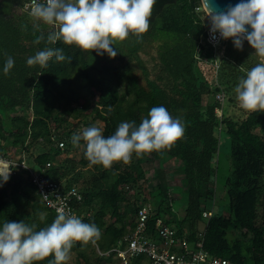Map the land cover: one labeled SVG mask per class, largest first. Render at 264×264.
<instances>
[{"label":"trees","instance_id":"trees-1","mask_svg":"<svg viewBox=\"0 0 264 264\" xmlns=\"http://www.w3.org/2000/svg\"><path fill=\"white\" fill-rule=\"evenodd\" d=\"M26 1L0 0V154L13 161L9 179L0 182V226L24 221L39 231L55 220L57 211L34 182L37 173L65 192L75 188L80 198L72 195L70 204L82 222L100 229L94 243H73L69 254L77 264H124L119 249L127 247L142 207L144 237L159 239L161 220L190 242L201 240L213 256L264 264V111L242 109L232 92L264 57L247 40L242 50L231 38L211 45L201 0H156L141 39L129 33L113 41L115 58L58 41L49 46L71 62L52 58L45 68L30 67L27 59L46 45L33 43ZM41 26L46 37L49 26ZM9 56L14 67L5 75ZM161 105L185 129L170 148L134 152L129 163L105 169L86 159L83 140L72 144L73 134L100 123L105 137L121 122L139 126ZM223 132L230 139L227 160ZM155 160L148 174L144 162ZM126 264L152 259L140 253Z\"/></svg>","mask_w":264,"mask_h":264},{"label":"clouds","instance_id":"clouds-1","mask_svg":"<svg viewBox=\"0 0 264 264\" xmlns=\"http://www.w3.org/2000/svg\"><path fill=\"white\" fill-rule=\"evenodd\" d=\"M155 3L156 0H30L24 9L32 23L33 43L46 46L30 56L27 65L45 68L52 58L57 62H71L63 49L49 46L58 41L115 58L118 51L113 41L126 40L129 33L141 39L149 29ZM201 3L210 21L212 39H216L218 32L222 39L231 38L238 50L243 49L247 40L255 54L264 57V0H241L218 13L210 10L207 0ZM41 23L49 26L46 37ZM245 25H250L252 31L248 32ZM22 28L26 29L27 25ZM13 67L14 59L9 56L3 67L4 74L8 75ZM234 91L242 109L264 111V62L247 70ZM184 131L182 120L173 118L161 105L151 108L139 126L135 121L121 122L114 134L107 137L99 127L92 126L82 135L73 134L71 141L74 147H80L83 140L85 157L90 164L108 169L117 161L129 163L134 152L139 155L170 148ZM8 179L9 173L0 174V182L6 183ZM35 228L34 224L24 221L8 220L0 226V264H32L52 254L54 258L48 264H64L75 241L94 243L101 236L95 223H84L64 208L57 209L50 226L39 231Z\"/></svg>","mask_w":264,"mask_h":264},{"label":"built area","instance_id":"built-area-1","mask_svg":"<svg viewBox=\"0 0 264 264\" xmlns=\"http://www.w3.org/2000/svg\"><path fill=\"white\" fill-rule=\"evenodd\" d=\"M29 3L30 0H27L25 5ZM210 27L207 29V41L213 46H218L223 39L220 38L218 32L215 34L216 39H212ZM59 145L64 147L63 142H60ZM34 182L37 184L42 198L48 206L56 211L59 208H64L79 217L74 207L70 204L72 195L80 198L75 188H70L65 192L59 184L49 182L37 173L34 175ZM147 214V207H142L139 210L136 230L130 237H127V247L119 249V255L123 261L126 258L128 259L129 256L146 253L152 259V264H239L227 258L211 255L203 247L201 240L190 242L185 236L178 235L176 230L162 224L161 220H158L157 226L160 238L144 237L142 231L145 228ZM210 214L211 212H204L205 216Z\"/></svg>","mask_w":264,"mask_h":264},{"label":"rangeland","instance_id":"rangeland-1","mask_svg":"<svg viewBox=\"0 0 264 264\" xmlns=\"http://www.w3.org/2000/svg\"><path fill=\"white\" fill-rule=\"evenodd\" d=\"M89 53H90V51H89ZM95 53H96V51H95ZM95 55H97V53ZM105 55H107V53H105ZM97 56H100V55H97ZM137 72H138V74H140L139 70H137ZM234 89L235 88L232 89L233 90L232 92L235 93ZM101 124L102 123H100L99 125H95V126L99 127L101 129L102 128ZM220 150H221V153H222V159L223 160H227V157L225 155L228 154L229 150H230V139H229V136L226 133H224V132L221 133V137H220ZM12 162L9 159V157H6L5 155L0 154V174L9 173V171H10V163H12ZM156 163H157V160H155V162H144V168L147 169V173L148 174H150V172H151V167L153 165H155ZM176 193L180 197L182 196L181 192L176 191ZM182 200H183V198L181 200H176V202L179 201V203H180V202H182ZM216 207H218V206H216ZM68 260L70 261V264H77V261L75 260V256L72 253L69 254V259ZM123 263L124 264L127 263V258L123 261Z\"/></svg>","mask_w":264,"mask_h":264},{"label":"water","instance_id":"water-1","mask_svg":"<svg viewBox=\"0 0 264 264\" xmlns=\"http://www.w3.org/2000/svg\"><path fill=\"white\" fill-rule=\"evenodd\" d=\"M241 0H207V3L209 4L210 10L213 11V13H218L221 11H226L228 6H235L239 4ZM245 28L248 32H251L252 29L250 25H245Z\"/></svg>","mask_w":264,"mask_h":264},{"label":"bare ground","instance_id":"bare-ground-1","mask_svg":"<svg viewBox=\"0 0 264 264\" xmlns=\"http://www.w3.org/2000/svg\"><path fill=\"white\" fill-rule=\"evenodd\" d=\"M3 161V160H2Z\"/></svg>","mask_w":264,"mask_h":264}]
</instances>
